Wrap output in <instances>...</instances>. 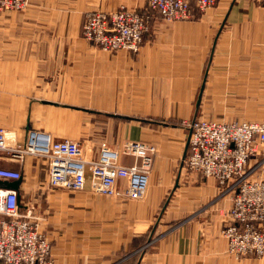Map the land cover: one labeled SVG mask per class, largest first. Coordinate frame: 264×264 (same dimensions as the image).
I'll return each mask as SVG.
<instances>
[{"label": "crops", "instance_id": "crops-1", "mask_svg": "<svg viewBox=\"0 0 264 264\" xmlns=\"http://www.w3.org/2000/svg\"><path fill=\"white\" fill-rule=\"evenodd\" d=\"M119 8L141 13L146 2L29 0L0 13V128L15 134L12 146L38 130L92 155L102 143L156 147L139 200L52 188L34 157L0 163L21 172L19 200L39 215L54 264H264L226 254L220 230L233 190L184 168L181 126L264 121V7L217 0L191 20L155 19L137 53H105L82 39L85 13ZM247 170L264 180V146Z\"/></svg>", "mask_w": 264, "mask_h": 264}, {"label": "built area", "instance_id": "built-area-1", "mask_svg": "<svg viewBox=\"0 0 264 264\" xmlns=\"http://www.w3.org/2000/svg\"><path fill=\"white\" fill-rule=\"evenodd\" d=\"M29 0H0V13L26 9ZM264 7V0H253ZM146 11L119 8L85 13L81 37L103 52L137 53L155 19L167 23L187 21L212 9L217 0H145ZM194 5V6H193ZM194 7V9H193ZM196 12V15H195ZM188 131L184 168L218 186L230 183L232 205L228 224L220 230L226 254L235 259L264 256V180L247 170L251 155L264 146V121L225 123L193 119L182 122ZM13 132L0 128V163L23 162L30 156L41 160L47 184L69 192L88 189L107 198L139 200L148 187L156 147L125 141L111 147L102 143L98 153L87 157L78 142L53 138L28 130L22 146H10ZM9 143V144H8ZM132 159L131 164L126 161ZM22 174L0 165V264H54L51 246L40 228L34 208L22 204L19 194L1 183L19 181ZM125 180L126 185L120 186Z\"/></svg>", "mask_w": 264, "mask_h": 264}, {"label": "water", "instance_id": "water-1", "mask_svg": "<svg viewBox=\"0 0 264 264\" xmlns=\"http://www.w3.org/2000/svg\"><path fill=\"white\" fill-rule=\"evenodd\" d=\"M19 183L20 181H13V182L1 183V184L11 189L17 190Z\"/></svg>", "mask_w": 264, "mask_h": 264}, {"label": "rangeland", "instance_id": "rangeland-1", "mask_svg": "<svg viewBox=\"0 0 264 264\" xmlns=\"http://www.w3.org/2000/svg\"><path fill=\"white\" fill-rule=\"evenodd\" d=\"M136 11V10H135ZM81 33V32H80ZM95 47V46H94ZM97 48V47H96ZM99 49V48H98ZM100 50V49H99ZM101 51V50H100ZM103 52V51H102ZM105 53H107V52H105ZM186 121H188V120H186ZM184 122V121H183ZM181 126H182V122H181ZM8 131V130H7ZM10 132V131H9ZM143 143V142H142ZM9 144V143H8ZM109 146H111V147H114V146H118V145H120V144H118V145H115V144H113V145H110L109 143H107ZM12 144L10 143V146H11ZM84 148V147H83ZM84 151H85V153L87 154V157H89L90 156V150L89 149H85L84 148ZM95 155H92L91 154V157H94ZM39 216V215H38Z\"/></svg>", "mask_w": 264, "mask_h": 264}]
</instances>
